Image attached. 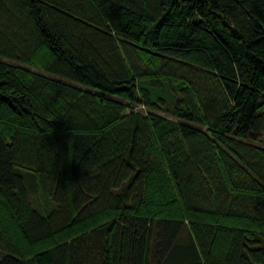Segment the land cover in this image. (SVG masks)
Segmentation results:
<instances>
[{
  "label": "trees",
  "instance_id": "obj_1",
  "mask_svg": "<svg viewBox=\"0 0 264 264\" xmlns=\"http://www.w3.org/2000/svg\"><path fill=\"white\" fill-rule=\"evenodd\" d=\"M0 264H264V0H0Z\"/></svg>",
  "mask_w": 264,
  "mask_h": 264
},
{
  "label": "rangeland",
  "instance_id": "obj_2",
  "mask_svg": "<svg viewBox=\"0 0 264 264\" xmlns=\"http://www.w3.org/2000/svg\"><path fill=\"white\" fill-rule=\"evenodd\" d=\"M177 211H179L180 212V214H181V216H185V218L187 217V215H186V213H184V211L181 209V208H178L177 209ZM195 219V218H194ZM196 220V219H195ZM207 220V219H206ZM202 221H203V219H202ZM208 222H214V220H210V219H208L207 220ZM95 222H97V221H95ZM215 222H217L216 220H215ZM90 225V224H89ZM233 226H237V225H233Z\"/></svg>",
  "mask_w": 264,
  "mask_h": 264
}]
</instances>
